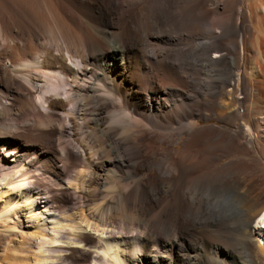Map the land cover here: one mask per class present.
<instances>
[{"label": "bare ground", "instance_id": "6f19581e", "mask_svg": "<svg viewBox=\"0 0 264 264\" xmlns=\"http://www.w3.org/2000/svg\"><path fill=\"white\" fill-rule=\"evenodd\" d=\"M0 239V264L264 248V0H0Z\"/></svg>", "mask_w": 264, "mask_h": 264}, {"label": "rangeland", "instance_id": "374dc122", "mask_svg": "<svg viewBox=\"0 0 264 264\" xmlns=\"http://www.w3.org/2000/svg\"><path fill=\"white\" fill-rule=\"evenodd\" d=\"M237 80L238 81L240 80V75L237 76ZM52 81H55V79L52 80ZM68 87H69V85L64 84L63 86H61V90L63 92H65V90H66L65 88H68ZM212 123H216V122L214 120H210V121H205L203 119L198 120V118H197V119H195V122H194L193 126H191V128L192 129L193 128H199V127H202L204 125L212 124ZM185 138H186V134H183V135L180 136V139H179L178 144L176 145V148L177 147H181V145H182V143H183ZM64 140H66L68 142V144L70 145L71 148H73V149L79 148V144L72 137V134H71L70 130L66 131L65 136H64ZM224 161H226V160H224ZM78 171H79V169L73 168L70 171V176L76 175V172H78ZM75 197H76V202L72 205L74 207L79 205L78 204L80 202L79 200H81V198L78 197L77 195H75ZM97 202L99 204L101 201L98 199ZM94 204H96V202ZM226 217H227L226 222H225L227 224V226L225 227L226 230L231 232L232 236L234 235L233 237L241 242L242 241L241 240L242 239L241 238L242 235L240 234V229L241 228H240L239 224L242 222V219H241V216H240L239 212L233 211L231 214L227 215ZM246 232L250 233V229L248 228V230ZM248 240H246V242H245L246 244H242L241 243L242 244L241 247H237L236 251H234V252L233 251L229 252V249L228 250L226 249L228 251L227 252L228 253L227 254V258H226V264H260L261 260L264 262V248L258 246V248H260V249L256 250L253 247L254 246L253 243H252L253 241L251 239H248ZM10 242H9V244L12 245V242L11 243ZM3 247L4 246L1 244V239H0V259H1V256H2L1 254L3 253ZM259 257H260V259H259ZM212 261H213V257L209 259V262L212 263Z\"/></svg>", "mask_w": 264, "mask_h": 264}]
</instances>
